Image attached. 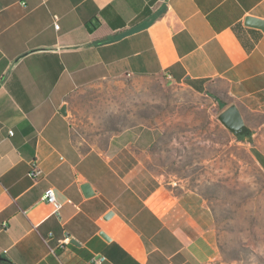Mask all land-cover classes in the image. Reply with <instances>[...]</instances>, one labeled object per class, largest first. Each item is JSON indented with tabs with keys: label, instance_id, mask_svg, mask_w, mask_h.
I'll return each mask as SVG.
<instances>
[{
	"label": "crops",
	"instance_id": "1",
	"mask_svg": "<svg viewBox=\"0 0 264 264\" xmlns=\"http://www.w3.org/2000/svg\"><path fill=\"white\" fill-rule=\"evenodd\" d=\"M248 18L264 21V0H0V256L221 264L204 200L152 174L136 146L82 136L91 101L78 94L161 78L220 113L236 106L251 127L246 114L264 115V29Z\"/></svg>",
	"mask_w": 264,
	"mask_h": 264
},
{
	"label": "rangeland",
	"instance_id": "2",
	"mask_svg": "<svg viewBox=\"0 0 264 264\" xmlns=\"http://www.w3.org/2000/svg\"><path fill=\"white\" fill-rule=\"evenodd\" d=\"M78 98L91 101L82 136L136 146L152 174L204 200L221 264H264V115L246 114L252 131L238 139L217 120L222 105L161 78L97 83Z\"/></svg>",
	"mask_w": 264,
	"mask_h": 264
},
{
	"label": "water",
	"instance_id": "3",
	"mask_svg": "<svg viewBox=\"0 0 264 264\" xmlns=\"http://www.w3.org/2000/svg\"><path fill=\"white\" fill-rule=\"evenodd\" d=\"M246 25L264 29V21L254 18L246 19ZM64 110L65 107H62L61 112H64ZM217 120L227 131H229L235 137L240 136L246 138L251 134V128L246 125L240 111L234 105L228 106L225 110L219 113V115L217 116ZM86 189H88V185H84L82 187L84 194H86ZM100 236L106 238L103 233H101ZM0 260H2L1 256Z\"/></svg>",
	"mask_w": 264,
	"mask_h": 264
},
{
	"label": "built area",
	"instance_id": "4",
	"mask_svg": "<svg viewBox=\"0 0 264 264\" xmlns=\"http://www.w3.org/2000/svg\"><path fill=\"white\" fill-rule=\"evenodd\" d=\"M9 134L12 135L11 132ZM40 174H41V171L37 167L32 168L31 171H30V176L33 179L38 178L40 176ZM43 200L45 202H47L48 204H50L53 207L54 211L56 213H58V211L60 209V204L55 199V196H54V193H53L52 189H46L45 190L44 196H43ZM4 227H6V225H4ZM68 242H69V238L68 237H66L64 239V241H62L63 244H66ZM103 261H105V257L104 256H99L98 258L93 259V263L92 264H101Z\"/></svg>",
	"mask_w": 264,
	"mask_h": 264
},
{
	"label": "trees",
	"instance_id": "5",
	"mask_svg": "<svg viewBox=\"0 0 264 264\" xmlns=\"http://www.w3.org/2000/svg\"><path fill=\"white\" fill-rule=\"evenodd\" d=\"M238 139H242L243 137H237ZM2 257V256H1ZM0 264H13L12 262H10L8 259L2 257V260H0Z\"/></svg>",
	"mask_w": 264,
	"mask_h": 264
}]
</instances>
